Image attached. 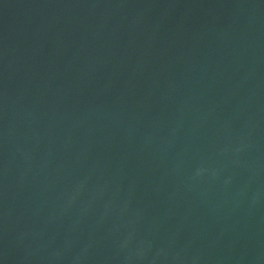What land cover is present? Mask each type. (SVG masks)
<instances>
[{
	"label": "water",
	"instance_id": "obj_1",
	"mask_svg": "<svg viewBox=\"0 0 264 264\" xmlns=\"http://www.w3.org/2000/svg\"><path fill=\"white\" fill-rule=\"evenodd\" d=\"M0 264H264V0H0Z\"/></svg>",
	"mask_w": 264,
	"mask_h": 264
}]
</instances>
